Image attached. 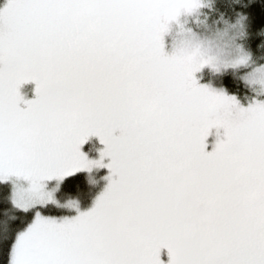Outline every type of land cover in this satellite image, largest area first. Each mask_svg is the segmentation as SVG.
Returning a JSON list of instances; mask_svg holds the SVG:
<instances>
[{"label":"snow or ice","instance_id":"snow-or-ice-1","mask_svg":"<svg viewBox=\"0 0 264 264\" xmlns=\"http://www.w3.org/2000/svg\"><path fill=\"white\" fill-rule=\"evenodd\" d=\"M208 7H0V264H264V100L244 107L198 83L204 67L219 71L199 45L165 51L172 25ZM250 60L241 49L232 66ZM246 80L264 96V65ZM90 137L99 159L82 151ZM102 168L106 186L81 211Z\"/></svg>","mask_w":264,"mask_h":264},{"label":"trees","instance_id":"trees-1","mask_svg":"<svg viewBox=\"0 0 264 264\" xmlns=\"http://www.w3.org/2000/svg\"><path fill=\"white\" fill-rule=\"evenodd\" d=\"M208 13L210 14V18L213 22H216L217 19H219L223 23L227 22L225 24H228L230 21L235 20V23H232L231 25H235L237 21L243 17L244 27H246V31L244 32V36L246 38L245 43L249 48L250 41L264 39V23L261 22V16L264 14V0H212V10ZM232 28L235 29V27ZM186 30H188L186 27L183 29L180 27H174L171 32L165 36L166 52L171 54L174 51L173 45L181 38L187 37L181 33V31ZM193 34L195 35V33L190 35ZM259 50H264V45L258 46L257 51ZM251 67L253 68L255 65L253 64ZM216 81L217 90L223 89L227 95L235 96L239 102L248 98L250 99V95L254 92V89L246 82L241 83L243 80L233 72L228 71L219 74ZM21 94L25 97V99L34 98V92L21 91ZM262 99L264 100V98ZM93 146H95V148ZM99 148L100 142L98 139L94 140V138H89V140L82 146V151L90 157L93 156L94 153L97 154ZM82 175L87 174L85 173ZM95 192H97L96 188ZM95 192L93 191V195L91 196L92 198L94 197ZM92 198H90V200ZM83 203L85 204V201ZM83 203L81 204V207L86 206L83 205ZM87 206L90 208L91 203ZM66 214L70 215L72 212H68Z\"/></svg>","mask_w":264,"mask_h":264},{"label":"clouds","instance_id":"clouds-1","mask_svg":"<svg viewBox=\"0 0 264 264\" xmlns=\"http://www.w3.org/2000/svg\"><path fill=\"white\" fill-rule=\"evenodd\" d=\"M205 10H202V13ZM203 24L200 27H197V22L194 17H188V23L185 25L186 28L192 30L195 35H189L186 38H181L177 44L188 42L192 46L199 45L201 50L206 54L212 55L215 50L219 47L225 46L230 47L233 56V62L241 55V49L243 52L248 53L251 57L249 62L250 66H244L237 64L235 67H231L228 71L235 73L238 77L243 76L252 71V65L255 67L259 65H264V50H259L252 52L251 48L245 43L244 32L246 27L233 29L231 26L232 23H235V20L230 21L228 24L223 23L219 19L216 22H213L209 17L207 20H203ZM243 25L244 22L242 21ZM244 83V81H241Z\"/></svg>","mask_w":264,"mask_h":264},{"label":"rangeland","instance_id":"rangeland-1","mask_svg":"<svg viewBox=\"0 0 264 264\" xmlns=\"http://www.w3.org/2000/svg\"><path fill=\"white\" fill-rule=\"evenodd\" d=\"M6 0H0V7H3V5L5 4ZM208 3L210 4V7L204 9L205 11L203 13H201L200 15L198 16H192L195 18L196 22H197V27H200L202 24H203V21L201 20V16H203V20H207L209 17H210V14L208 12H211L212 10V0H208ZM188 23V17H181L180 19V24L183 25V28H185V25ZM237 24V23H236ZM235 24V25H236ZM178 28L180 27L179 25L177 24H173L172 25V28ZM181 28V27H180ZM237 28V27H235ZM187 32V33H185ZM182 34L188 36L190 34H192V30L188 28V30L186 31H181ZM194 35V34H193ZM213 56L215 57H218V61H219V71L217 70H214V68H212L211 66H206L204 67L201 72H198L195 74V77L198 81V83L200 84H205V85H208L214 89L217 90V86H216V78L219 74H222L224 72H228V69L231 68V67H234L232 66V63H233V56H232V51H231V48L230 47H225V46H222V47H219L215 50V52L213 53ZM231 72V71H229ZM236 75V74H235ZM246 76L247 74L243 75V76H239L244 82H246L248 85L249 83L247 82L246 80ZM251 88L254 89V86L252 85H249ZM34 89H35V84L32 83V82H29L25 85L22 86V88L20 89L22 92H34ZM219 91V89H218ZM262 96H256V93L255 91L253 92L252 95H250V99H245V100H242L240 101L239 103L244 106V107H247L248 104L253 100V99H261L263 100ZM221 131V134H222V129L220 130ZM90 138H94L95 139H98L96 137H90ZM215 139H216V130L213 129L212 130V135L209 137L208 139V150L210 151L214 145V142H215ZM99 141V140H98ZM95 148V146H93ZM103 145L100 144V148H99V151L97 152V154L94 153L93 156H90L88 157L89 159H92V160H96V159H99V152L100 150L103 149ZM105 175H107V169H94L93 170V173H92V177L94 179L97 180V184L94 185L92 188H91V192H92V195H93V191L95 192V188H96V191L95 194H98L100 191L103 190V188L106 186V183L107 181L106 180H103L101 179L102 177H104ZM90 198H92L91 196L85 200V204L83 203V205H86V206H83L81 207V211H86L88 210V204L91 203V206H92V199L90 200ZM68 213V212H66ZM70 215H75V212H72V214ZM166 259V257H165Z\"/></svg>","mask_w":264,"mask_h":264}]
</instances>
